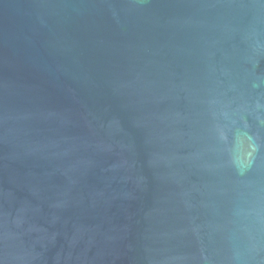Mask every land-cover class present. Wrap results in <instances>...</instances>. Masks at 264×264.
<instances>
[{
    "label": "water",
    "instance_id": "95a60500",
    "mask_svg": "<svg viewBox=\"0 0 264 264\" xmlns=\"http://www.w3.org/2000/svg\"><path fill=\"white\" fill-rule=\"evenodd\" d=\"M0 264H264V0H0Z\"/></svg>",
    "mask_w": 264,
    "mask_h": 264
}]
</instances>
